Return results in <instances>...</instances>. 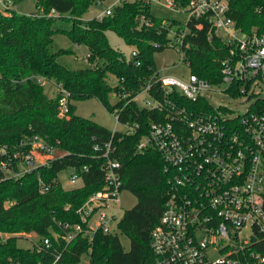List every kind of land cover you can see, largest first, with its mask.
Segmentation results:
<instances>
[{
    "label": "trees",
    "instance_id": "obj_1",
    "mask_svg": "<svg viewBox=\"0 0 264 264\" xmlns=\"http://www.w3.org/2000/svg\"><path fill=\"white\" fill-rule=\"evenodd\" d=\"M24 0H10L16 7ZM94 0H35V11L19 12L15 7L0 10V264H76L81 254L91 250L92 264H149L153 258L149 240L171 191V174L158 151L147 146L137 149L153 122L164 121V110L142 106L134 98L147 83L151 95L161 102L175 101L187 108L195 105L209 109L200 98L191 102L173 92L164 96L155 82L154 55L167 48L170 32L181 23L154 16L147 0H121L102 18L83 21L81 15ZM184 7L189 0H174ZM228 15L245 32L257 28L264 33V0H229ZM66 18V19H65ZM68 18V19H67ZM67 21L69 27L59 24ZM200 24V28L196 25ZM185 49L191 73L211 82L219 80V60L227 44L201 19H188ZM113 30L136 54L127 60L106 37ZM63 33L77 45L87 48L90 66L69 69L57 61L70 49L51 51L53 35ZM116 79L111 86L107 76ZM46 79L55 88L50 96L41 84ZM46 83V84H47ZM123 88L127 96H116ZM64 89L69 100V114L58 115L57 100ZM117 98L111 103L109 95ZM116 93V95H115ZM95 98L117 122L133 128V133L110 130L75 113V102ZM38 137L47 146L62 150V155L19 177H8L2 163L12 153L29 152L30 141ZM109 157L120 162L123 190L133 193L136 204L126 210L118 223L120 232L130 242L125 251L115 234L95 232L91 240L77 236L69 243L59 233L57 222H80L76 210L104 184L103 156L106 145ZM82 185L62 187L58 174L68 168L82 169ZM39 179L49 189L40 192ZM34 233L48 237L46 248L17 246V238ZM2 235H7L2 237ZM61 252L54 262L55 255Z\"/></svg>",
    "mask_w": 264,
    "mask_h": 264
},
{
    "label": "built area",
    "instance_id": "obj_2",
    "mask_svg": "<svg viewBox=\"0 0 264 264\" xmlns=\"http://www.w3.org/2000/svg\"><path fill=\"white\" fill-rule=\"evenodd\" d=\"M165 1L170 9H184L187 20L207 21L225 40L227 49L219 60L217 82L191 73L185 56V40L191 32L186 22L181 23L178 30H171L167 48L175 50L189 72L186 78L156 73L155 82L164 96L175 91L196 104L203 98L209 109L187 108L169 99L161 102L151 95V83L132 98L139 102L138 95L146 93L153 103L143 98L141 105L166 114L164 121L150 125L137 146L140 151L147 146L158 151L172 182L159 221L150 232L153 258L149 264H264V33L257 28L240 29L228 15L229 0H189L184 7L174 0ZM10 3L0 0L4 10ZM111 10L107 8L98 18ZM135 54L132 50V57ZM46 83L41 79V84ZM56 90L60 93L58 115L64 117L70 111L67 92ZM122 90L115 95L125 98ZM211 93L234 103L230 106L222 99L212 105ZM238 103L245 105L244 112H238ZM126 126L125 132L133 133V128ZM30 145L29 152L14 151L10 160L2 163L1 170L8 177L30 173L55 158L56 149L38 137H33ZM111 150L108 143L103 154V186L76 210L81 221L57 222L60 232L54 233L55 237L69 243L77 236L91 240L97 231L114 234L112 223L121 209L123 187L120 162L109 157ZM0 153L5 150L0 148ZM83 171L86 166L72 168L70 182L81 179ZM39 183L40 192L49 189L40 179ZM37 239L35 247L51 245L48 237ZM60 256L61 252L57 253L54 262ZM76 264H92L91 250L83 252Z\"/></svg>",
    "mask_w": 264,
    "mask_h": 264
},
{
    "label": "rangeland",
    "instance_id": "obj_3",
    "mask_svg": "<svg viewBox=\"0 0 264 264\" xmlns=\"http://www.w3.org/2000/svg\"><path fill=\"white\" fill-rule=\"evenodd\" d=\"M121 0H94L93 3L88 7V9L81 15V19L83 21H88L92 18L98 17L102 14L107 8L112 7ZM131 1V0H130ZM162 3L158 4L155 0L150 1V11L151 13L159 18L164 19H175L180 23H185L188 18V13L184 9H170L166 7L165 0L161 1ZM9 4V3H8ZM10 7H15L11 5ZM19 12H32L35 11V0H24L23 3L19 6L15 7ZM0 10L4 9L0 6ZM66 19V18H65ZM68 19V18H67ZM59 24L64 27H69L68 20L67 21H59ZM174 30V27L172 28ZM172 32H170V35ZM106 37L109 44L120 51L123 56L127 60L132 59V47L127 45L122 38H120L117 33L113 30L106 31ZM58 49H70L73 53H61L57 57V61L69 69H85L90 66V63L87 60V48L84 45H77L65 34L63 33H55L53 35L52 45L50 46V50L56 51ZM154 64L156 69L161 74L175 75L181 78H186L189 70L188 67L183 62H179V57L175 50L171 48H166L161 52H157L154 55ZM107 82L113 86L116 84V79L108 75ZM45 89L50 96H54L55 88L50 83L45 85ZM146 98L151 101V98L146 93H140L138 95V100L140 104H142V99ZM109 99L111 103H115L117 98L113 93L109 95ZM224 99L228 105H233V101L228 100L225 96L219 95L216 93H211L209 97V101L212 105H218L221 100ZM153 103V101H151ZM76 109L75 113L81 117L92 120L99 125L110 129V130H120L126 131L128 127L125 124L117 122L115 116L112 113H109L95 98L76 101L75 103ZM236 109L239 113L244 112L245 105L239 104ZM55 157L62 155V150L56 149ZM72 173V168L65 169L58 174V180L61 183L62 187L65 189H71L74 187H79L82 185V180L77 179L76 182H70V176ZM120 204L121 209L117 211L115 221L112 223L114 228L113 233L118 237L123 249L128 251L130 248L129 239L123 235L119 228L118 223L122 219L123 214L126 210L132 208L136 202V196L128 190H122L120 192ZM7 235H2V237H6ZM38 237L35 236L34 233L24 234L17 238V246L24 249H31L33 247V243L36 242Z\"/></svg>",
    "mask_w": 264,
    "mask_h": 264
}]
</instances>
